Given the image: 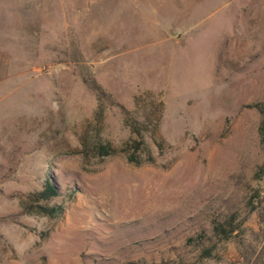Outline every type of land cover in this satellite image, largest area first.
<instances>
[{"label":"rangeland","instance_id":"obj_1","mask_svg":"<svg viewBox=\"0 0 264 264\" xmlns=\"http://www.w3.org/2000/svg\"><path fill=\"white\" fill-rule=\"evenodd\" d=\"M263 123L264 0H0V264H264Z\"/></svg>","mask_w":264,"mask_h":264},{"label":"trees","instance_id":"obj_2","mask_svg":"<svg viewBox=\"0 0 264 264\" xmlns=\"http://www.w3.org/2000/svg\"><path fill=\"white\" fill-rule=\"evenodd\" d=\"M160 110L162 107V104L160 103L159 105ZM133 131L136 133V128L133 126ZM261 135L264 137V123L261 125ZM128 162L130 163H134V164H141V161L138 159V157L133 156V155H129L127 157ZM56 191L54 190L53 186L51 185V183L49 181H46L45 183V188L42 190V192L39 193V198L40 199H44L47 200L49 198L55 197ZM219 227L215 226V230L217 233H219L221 236H223V240H227L233 233V231L237 228L236 226L233 225L232 220L226 222V228L222 225H218ZM199 239L201 237H198ZM195 241V239H189V242ZM210 256V252L206 251V253L204 254V257H209Z\"/></svg>","mask_w":264,"mask_h":264}]
</instances>
